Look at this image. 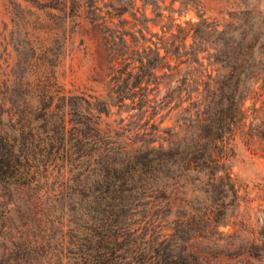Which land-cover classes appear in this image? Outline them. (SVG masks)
<instances>
[{
	"label": "trees",
	"instance_id": "1",
	"mask_svg": "<svg viewBox=\"0 0 264 264\" xmlns=\"http://www.w3.org/2000/svg\"><path fill=\"white\" fill-rule=\"evenodd\" d=\"M77 1L41 2L65 10ZM143 1L153 4L154 16L144 8L141 15L133 10L126 17L124 7L112 1L91 2V21L101 32L110 76L102 93L67 91L59 81L28 92L5 88L1 104H8L10 115L0 127V181L29 174L41 162L76 171L78 183L59 191L73 195L88 186L103 206L92 217L94 232L85 233L87 243L75 264H217L188 247L196 234L195 214L175 210L172 202L180 173L199 168L206 170L210 185L238 195L225 148L244 121L243 101L255 92L264 41L201 14L198 21H157L163 16L155 10L157 2ZM76 7L72 16L78 15ZM183 93L192 105L198 103L192 110L191 104L182 106L190 119H175L182 130L162 125L163 110L172 100L182 104ZM214 102L225 106L209 113L205 107ZM122 111L134 119L131 126L123 122ZM113 113H119L118 125L109 119ZM211 118L227 120V129L196 127ZM185 129L194 130L193 137L181 145ZM219 224L214 221L222 232Z\"/></svg>",
	"mask_w": 264,
	"mask_h": 264
},
{
	"label": "rangeland",
	"instance_id": "2",
	"mask_svg": "<svg viewBox=\"0 0 264 264\" xmlns=\"http://www.w3.org/2000/svg\"><path fill=\"white\" fill-rule=\"evenodd\" d=\"M41 1L0 0V127L9 122L8 104H1L2 92L8 86L28 92L59 81L67 91H104L110 76L101 32L91 21L92 1L121 5L126 17H131L133 10L141 15L144 8L149 16H154L153 4L145 6L143 0H78L74 6L69 2L65 10ZM154 1L155 10L163 14L157 21H198L201 14L220 27L235 24L237 29L248 30L249 37L258 35V40L264 41V0ZM75 7L78 15L72 16ZM152 29L162 33L160 25ZM259 71V77L254 79L255 92L251 91L243 101L244 121L230 139V149L225 148L231 154L228 165L238 195L233 197L231 189L210 185L206 170L199 168L180 173L178 196L172 202L175 210L195 214L196 234L187 241L188 247L217 264H264L263 65ZM183 94L182 104L172 100L169 109L163 110L162 125L182 130L183 126H175V119L180 123L190 119L189 110L198 103L192 105L189 94ZM182 106L192 108L185 110ZM224 106L214 102L205 109L213 113ZM121 116L126 117L123 122L128 126L133 124L127 111H122ZM109 119L114 125L121 122L119 113H113ZM209 125L227 129L228 121L211 118L196 127L207 131ZM192 131L183 130L182 136L187 138L181 145L193 137ZM216 150L220 152L221 148ZM36 167L29 174L1 177L0 264H75L78 251L87 243L85 233L94 232L92 217L103 205L94 201L88 186L73 195L59 191L78 183L76 171L70 173L59 162H41ZM15 183L23 186L17 189ZM205 214L213 215V219L207 221ZM216 220L222 232L216 230Z\"/></svg>",
	"mask_w": 264,
	"mask_h": 264
}]
</instances>
